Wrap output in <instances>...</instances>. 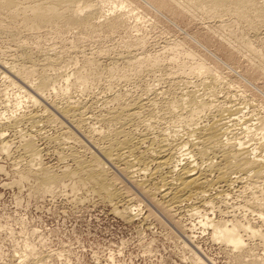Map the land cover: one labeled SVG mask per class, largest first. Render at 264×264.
Returning <instances> with one entry per match:
<instances>
[{
    "label": "rangeland",
    "instance_id": "374dc122",
    "mask_svg": "<svg viewBox=\"0 0 264 264\" xmlns=\"http://www.w3.org/2000/svg\"><path fill=\"white\" fill-rule=\"evenodd\" d=\"M133 1L135 2H132V6L118 7L113 13L111 10L107 11L110 5L104 4L103 10L106 15L95 21L97 25L99 22L102 25L106 19L113 18L120 11L130 10L125 17V24L112 31L102 26L89 32L76 27L60 26L58 28L50 25L46 27L43 25L31 31L24 27L21 20H9L6 14L1 12L5 31L0 30V63L6 65L10 61L20 62V55L23 51L30 57L35 67L37 66L36 68L44 66L43 69L55 74L70 73L74 67L75 69L81 68L84 60L91 58L96 59L101 67H106L112 63L123 64L125 58L135 56L137 58L159 57L158 67L148 68L145 65V68L143 66L138 78L122 80V77L121 79L116 76L110 80L111 82L102 80L98 84L95 83L87 91L71 87L69 88L70 96L73 99L89 100L91 110L97 113L105 109V106H110L108 103V105L105 104L107 96L119 89L129 90L126 92L127 95H131V98L137 99L138 96L139 98H151L152 101L163 104L170 98L172 91L173 93L177 91L175 93L177 94L188 88L190 90L196 87L201 93L204 82L211 84L215 81L218 84L224 79L218 84L222 87L215 88L218 98L223 100L225 105L233 104L234 107H237L236 104L240 105L236 111L233 110L230 112L231 115L229 114L228 118H232V123H235L230 127H234L232 130L238 137L243 138L244 141L247 140L246 144H259L262 141L259 139V130L255 131L256 135H251V133L247 135L243 127L244 124L255 121L256 114L264 110V76L252 72L251 65H249L251 63L245 56L246 52L240 48L236 38L245 37L264 56V27L257 26L255 29H249L243 23L228 25L225 28L227 31L223 32L228 36L227 43L223 41L219 33L213 32L221 30L215 21L218 18L195 16L180 20L175 19L163 7L157 5L158 0ZM263 1L260 0V3ZM222 16L221 19L225 22H231V17ZM175 43H178L177 48H173ZM175 49L176 52H174ZM187 49L194 54V58L185 55L184 52L188 51ZM229 56L232 60L228 59ZM171 57L175 60H171ZM203 57L208 67L212 68L215 65H217L216 68L219 67L216 70L221 79L212 78L215 71L213 69L212 73L209 72L210 75L208 73L206 75L204 72L198 74L194 71L195 69H188V71L178 68L180 61L188 67L189 64L192 65L195 60ZM47 58L54 59L52 62L59 61L54 63L55 66L53 64V67H48L45 65ZM2 70L4 71L0 67L1 119H6L8 115L9 117L19 116L31 109H44L46 104L43 101L39 102L40 105L32 107L29 100L24 97L25 94L9 84V78L5 77L7 76L5 72V76L3 75ZM62 85L63 81H60L58 86ZM46 97V100H52L54 92L47 93ZM161 111L159 110L158 114L163 116L161 115L163 111ZM159 118H149V121L158 127L164 128L167 124L166 127H178L177 122L175 124L171 121V123L166 117ZM57 124L50 125L42 122L38 124L37 122L32 128L25 123H20L14 134L10 128L6 133L4 131V135L10 137L11 154L5 153L0 144V264H240L239 261L242 259L246 261L251 260L252 257L259 258L264 263V243L262 241L264 222L260 220L262 216L264 217V195L257 193L258 190L255 189H243L241 186L247 177L240 173H234V176L237 175L239 178H236L237 181L233 183L229 191H225L228 192L226 196L224 193L221 194V197L224 195L221 200L215 198L210 205L184 201L172 208V217L164 214L153 203L151 204L137 187L128 183L107 162V165H104L108 172L107 175L113 176L112 179L115 178L118 183L116 187H121V190L132 194L133 213L131 211L130 217L116 212L115 206L91 190L89 184L75 186L73 179H66L63 185L56 187L52 192L43 193L35 187L34 178L28 177L21 180L20 176L24 172L21 171L24 170L22 161L24 160L22 158L19 160V152L14 148L19 140L18 133L30 131L33 134L34 142L42 148L41 163L52 168L54 172L59 173L64 167L72 165L70 158L64 154L68 150L76 151L75 153L85 157L82 150L84 147H80L82 145L74 144L70 139H64V144L60 140L62 146L57 144L59 140L54 141V136L62 127L60 124L61 127H58ZM62 124L66 125L64 122ZM130 128L138 132L143 127L140 124H131ZM53 141L59 142L54 143ZM82 142L85 145L87 143ZM68 145L70 147H67ZM259 147V154L264 156V143H261ZM261 182V186L264 185V180ZM214 191L216 192V190H211L210 193L214 194ZM250 194L252 198L255 196V200L262 202L261 207L254 205V201H251L254 198H250ZM193 206L195 210L191 209ZM117 208L121 210L122 206H117ZM221 217L239 218L245 223H250L252 228L259 229L261 236H251L249 233L242 232L245 242L243 251L233 250L230 245L215 240L211 228L203 225L206 218L217 221Z\"/></svg>",
    "mask_w": 264,
    "mask_h": 264
},
{
    "label": "bare ground",
    "instance_id": "6f19581e",
    "mask_svg": "<svg viewBox=\"0 0 264 264\" xmlns=\"http://www.w3.org/2000/svg\"><path fill=\"white\" fill-rule=\"evenodd\" d=\"M132 2L135 1L0 0V13H5L9 20H21L24 27L31 31L37 30L43 25H45L44 27L50 25L58 28L60 26L66 28L76 27L89 32H93L97 27L102 26L112 31L125 24V17H127V12L130 10L127 12L120 11L113 18L106 19L104 23L102 21V25H100V22L97 25L95 21L106 15L105 10H103L104 4H109L107 11L111 10L113 13L118 7H129ZM156 4L163 7L175 19L182 20L183 18L188 19L195 16L210 19L218 18L215 21L221 30H214L213 32L219 33L223 41H227V43L228 36L224 35L223 32L227 31L225 28L228 25L243 23L249 29H255L257 26L264 27V1L260 3V0H158ZM222 15L231 17V22H225L221 19ZM4 27V21L0 16V30L5 31ZM236 40L240 48L245 50V56L251 63L249 65H251L252 72L264 76V56L245 37L239 36ZM178 43H175V46L173 45L174 47H172L177 48ZM174 52H176V49ZM184 53L186 56L194 58V54L191 51L188 50ZM29 58L22 51L20 62L10 61L9 64L6 62L7 66L0 63V67L4 69L1 72H3L4 76L6 73L7 76L5 77L9 78V84L17 87L20 93L25 94L24 97L29 100L32 107L40 105V101H43L46 106H44L45 104L43 105V110L30 108L31 110L19 116L9 117L8 115L6 119L0 118L1 149L5 153H10V137H6L4 131L6 133L10 128V131L14 134L20 123H25L32 127L36 126L37 122L38 124L42 122L50 125L54 123H58L57 126L59 124L62 125V127L58 126L61 128L57 135L54 138L52 137L54 141L62 140L64 144V139H70L74 144L82 145L80 147H84V149H81L85 154V157H83L84 155L75 153L76 151L73 152V150H68L67 153L63 151L65 156L67 155L70 158L72 165L64 167L61 172L57 173L52 171V168L50 169V167L41 163L42 148L34 142L33 134L30 131L18 133L19 140H17L14 148L15 151L19 152V160L21 158L24 160L22 161L24 170H21L24 172L21 174L20 179L34 178L35 187L39 192H52L56 187L63 185L66 179H73L75 186L89 184L92 188H90L91 190L115 206L116 212L130 217L133 205L132 194L130 195L125 190H121V187H116L118 183L115 178L112 179L111 177L113 176L107 175L108 172L104 166L107 162L128 183L137 187L151 204L156 205L169 217H172V208L177 207L184 201L210 205L215 198L221 200L228 193L225 191H229L233 183L237 181L236 178H239L237 175L235 177L234 173H240L242 176L245 175L247 177L241 186L243 189H255L258 190L257 193L264 195V185L261 186V180H264V156L258 152V147L261 143H264V110L256 114L255 121L250 124H244L243 127V131L247 135L249 133L256 135L255 131L259 130V139L262 141L259 144L257 143V145L246 144L247 140L244 141L232 130L234 127L230 126L235 123H232V118H228L230 112L236 111V108L238 109L240 105L236 104L237 107H234L233 104L225 105V102L219 99L215 93V88L219 89V87H222L218 86V84L224 79L219 81L218 84L215 81L214 83L211 82V84L204 82L202 84L203 88L201 87L203 89L201 93L196 87L190 90L188 88V90L177 94H175L177 91L174 93L172 91L168 100L163 99L165 100L163 104H158V102L152 101L151 98H139V96L137 99L131 98V95H127L126 92H129V90L125 91L118 88L119 90L107 96V100L105 99L106 96L105 98L103 97L106 100L105 104L108 103L110 106H105V109L97 110L98 112L96 113L91 110L89 100L73 99L70 96L69 92L71 91H69V88L78 87L81 91H87L95 83L98 84L102 80L109 82L116 76L122 77V80H128L132 77L134 79L138 78L143 66L146 65L148 68L158 67L159 57L143 56L137 58L135 56L133 58H125L123 64L112 63L106 67H101L96 59L91 58L84 60L81 68L75 69L74 67L70 73L61 72L55 74L43 69L44 66L36 68L37 66L35 67ZM170 59L175 60L174 57ZM203 59L204 57L195 60L192 65L188 63L190 65L188 67H185L180 61L178 68L181 70L195 69L194 71H197L198 74H203L204 72L206 75L209 72L212 73L211 70L213 69L215 71L212 78L214 80L221 79L217 71L219 67L216 68L217 65L212 66L213 64L209 63L212 66L210 68ZM228 59L232 60V57L229 56ZM52 60L54 59L47 58L45 65L50 67L56 61H59L55 60V62H52ZM221 75L223 76V74ZM60 81H63L61 87H59L60 84L58 86ZM210 85L213 86L210 87ZM108 86L112 85L108 84ZM50 92L51 94L54 92V98L51 97L53 98L52 100H46V95ZM159 110L163 111V114H161L163 116L158 114ZM156 117L161 119L166 117L170 122L179 123L177 124L178 127H166L168 125L167 122L164 128L162 126H154L149 121V118L155 119ZM63 122L66 125L62 124ZM131 124H140L143 128L136 132L131 129L133 126L130 128ZM10 141L12 144L13 140L11 139ZM82 141H86V145ZM60 143L61 141L57 144ZM67 147L70 146L68 145ZM59 154L61 155V152ZM135 176H139V178H135ZM211 190H216V192L214 191V194H211ZM223 193L224 195L221 197ZM250 198H252L251 194ZM253 198L254 200L251 201H254V205L261 207L262 202L255 200V196ZM117 206H122V209L118 210ZM194 207H191V209L195 210L196 208ZM260 220L264 222V217L262 216ZM203 225L211 228L215 240H220L237 251H241L245 245L242 232L249 233L251 236H261L259 229L252 228L250 223H245L234 217L232 219L221 217L217 221L206 218ZM262 241L264 243V239ZM242 260L239 261L240 264H264L256 257H252L251 260Z\"/></svg>",
    "mask_w": 264,
    "mask_h": 264
}]
</instances>
